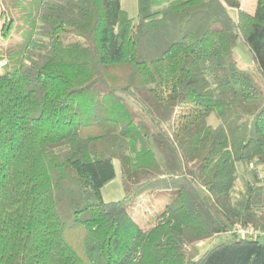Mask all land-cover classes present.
I'll use <instances>...</instances> for the list:
<instances>
[{
    "label": "trees",
    "instance_id": "16d2710c",
    "mask_svg": "<svg viewBox=\"0 0 264 264\" xmlns=\"http://www.w3.org/2000/svg\"><path fill=\"white\" fill-rule=\"evenodd\" d=\"M0 1L1 31L23 29L0 66V264H264V238L226 233L264 230V0H136V20L118 0ZM114 161L129 188L104 201ZM159 189L141 228L128 205Z\"/></svg>",
    "mask_w": 264,
    "mask_h": 264
},
{
    "label": "rangeland",
    "instance_id": "374dc122",
    "mask_svg": "<svg viewBox=\"0 0 264 264\" xmlns=\"http://www.w3.org/2000/svg\"><path fill=\"white\" fill-rule=\"evenodd\" d=\"M116 5L118 8L125 10L130 17L136 20L137 6L136 0H118ZM11 11L3 5L0 1V66L4 63L5 50L15 49L20 43L22 38V26L17 29V25L22 23L13 22L12 26L5 33L1 31L2 26L11 17ZM230 14L234 17L235 13L230 11ZM233 56L239 67L244 69H251L253 65L252 54L246 47L244 42L239 38L233 48ZM2 72L0 68V73ZM208 122L211 125H215L218 120L210 115ZM115 164V178L112 179L101 189L102 199L104 201H114L121 199L127 192L129 185H124L121 180L119 164L114 161ZM239 168L240 164L237 165ZM246 178V175H241L236 184V191L242 187V181ZM173 189H159L149 191L141 194L135 200L128 205V211L133 219L140 225L141 228H146L150 225L153 218L160 213L165 205L170 201L173 194ZM224 239V235L212 237L202 242H198L199 253L202 254L205 250L212 247L213 244L220 242Z\"/></svg>",
    "mask_w": 264,
    "mask_h": 264
},
{
    "label": "built area",
    "instance_id": "2783aa9c",
    "mask_svg": "<svg viewBox=\"0 0 264 264\" xmlns=\"http://www.w3.org/2000/svg\"><path fill=\"white\" fill-rule=\"evenodd\" d=\"M226 233H235L237 235H247L251 237H262L264 238V230L255 229L251 225L235 224L231 226Z\"/></svg>",
    "mask_w": 264,
    "mask_h": 264
},
{
    "label": "crops",
    "instance_id": "0c3cea01",
    "mask_svg": "<svg viewBox=\"0 0 264 264\" xmlns=\"http://www.w3.org/2000/svg\"><path fill=\"white\" fill-rule=\"evenodd\" d=\"M237 2L236 6H227L229 12L232 11L236 14L238 9L245 10L249 13H252L254 10L255 0H235Z\"/></svg>",
    "mask_w": 264,
    "mask_h": 264
}]
</instances>
